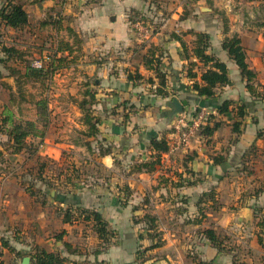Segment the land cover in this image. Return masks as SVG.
I'll use <instances>...</instances> for the list:
<instances>
[{
	"label": "crops",
	"instance_id": "1",
	"mask_svg": "<svg viewBox=\"0 0 264 264\" xmlns=\"http://www.w3.org/2000/svg\"><path fill=\"white\" fill-rule=\"evenodd\" d=\"M17 1L25 3L30 25L23 31L7 28L13 35L10 45L26 51L27 46L19 45L15 34L29 35L31 29L36 33L49 32L53 26L41 25L49 16L62 19L64 28L71 27L83 39L77 63L55 72L51 80L58 81L64 74L61 79L72 75L74 81L84 83L80 102L90 99L88 92L95 94L96 102L88 107L100 120L99 133L96 138L88 137L91 151L85 164L98 163L104 171L121 178L119 170L130 166L128 180L116 186H74L66 184L61 175L63 183L55 187L56 192L63 190L61 195L51 192V197L59 201H53L59 210L82 207L100 212L108 230L117 233L109 244L98 239L91 224H69L59 216V223L67 232L63 239L36 237L35 245L61 253L68 264H264V251L259 244L260 237L264 240V0H45L38 4H33L34 0ZM175 1L183 2L184 8L168 11L169 3ZM140 19L156 24L157 29L143 43L130 26L131 21ZM193 32L210 35L208 53L228 68L230 83L218 88L212 100H204L191 89L192 81L186 72L189 61L182 57L180 42L172 37L180 36L191 49ZM233 36L240 38L249 67L256 73L255 93L248 90L238 65L222 48L224 39ZM24 44H29L28 40ZM154 48V57L161 60V69L168 79V97L156 94V72L145 66L144 57L152 59L149 51ZM2 63L0 118L9 112L20 119L23 107L18 106L17 99H28V86L41 79L27 80L21 61ZM136 73L141 78L130 81L129 75ZM197 73L199 81L201 69ZM187 95L195 97L191 108H204L215 114L217 128L208 137L200 131L187 145L172 150L177 131L170 102ZM225 100L246 106L239 135L233 130V123L240 120L235 113L226 116L217 112ZM75 111L81 114L76 126L85 130L79 104ZM35 114L32 121L37 119V110ZM48 114L51 121L57 115L51 103ZM4 136L0 140L9 139ZM153 139H165L170 151L162 154V164L156 165L153 172L137 171L138 164L155 159ZM1 156L0 160H11L9 155ZM216 156H223L226 161L215 165ZM163 167L165 170H161ZM17 179L20 177L0 169V264H21L24 257L31 258V246L18 238V227L23 222L20 209L25 199L19 197L22 192ZM65 190L77 195L67 197ZM211 191L217 201L207 202L206 217L198 221L202 218L198 199ZM90 193L98 195L94 198ZM137 195L144 199L136 202ZM41 205H45L44 201ZM147 211L156 219L153 230L142 220ZM81 226L90 228L86 231L88 236L83 237L81 231L71 234V227ZM205 228L218 230L230 251H218L203 234ZM65 243L73 251L68 252ZM241 248L248 250L241 253Z\"/></svg>",
	"mask_w": 264,
	"mask_h": 264
},
{
	"label": "trees",
	"instance_id": "2",
	"mask_svg": "<svg viewBox=\"0 0 264 264\" xmlns=\"http://www.w3.org/2000/svg\"><path fill=\"white\" fill-rule=\"evenodd\" d=\"M45 0H34L33 4L42 3ZM30 25L29 15L25 7V3L17 0H2L0 6V26L5 28H11L16 31L25 29ZM42 26L53 25L58 32L61 30H66L69 34V38H73L72 41L68 39H61L58 41L56 46H54L51 56H48L47 64L42 69H36L28 61H24L26 55L25 52L16 46H4L2 49L3 54L5 55L6 60L16 59L21 61L26 67L25 77L27 80H44L49 79L53 76L55 72H58L61 69L69 68L73 64L77 63L79 59V54L81 53L82 43L81 37L71 28L63 27L62 19H55L52 16H49L48 19L41 23ZM195 35V40L193 47L190 49L188 44L178 35L172 34V37L178 40L182 48V57L188 59L187 65V77L192 81L191 89L197 94V96L203 98L204 100H212L216 98V92L218 88L227 86L230 83L228 68L225 63L218 59L215 55L208 53L210 47V35L204 32H193ZM222 48L227 51L229 56L236 62L239 67L242 78L246 81V87L251 93H255L254 82L256 79V73L249 67L247 62L246 51L241 44V40L237 36L224 39L222 43ZM150 55L152 59L145 55L144 61L146 68L153 69L156 72V78L158 81V86L156 89V94L162 97H168L169 92L167 91V76L166 73L161 69V60L158 57H154L155 48L150 49ZM196 58V61L191 58ZM3 61V60H2ZM197 69H201L200 80H197L198 73ZM20 72V71H17ZM12 73H16L13 71ZM17 74V73H16ZM2 76L0 71V77ZM141 75L136 73L134 75L130 74V81L139 80ZM18 84H21V80L18 79ZM90 96V99H83L79 106L82 109L83 117L82 124L86 126V129L82 131V134L87 137H97L99 133V118L96 117L91 111L88 105H93L96 102L95 94L88 92L86 96ZM191 97V96H190ZM45 100V99H44ZM39 100L36 102L37 110V119L32 120H23L13 118L12 113H7L2 120V125L8 126L9 129H5V134H7L9 141L12 142L13 148L16 152H20L27 146V140L33 132L35 133L38 130L39 123L43 126H46V118L48 108L46 107V101ZM195 100V97H194ZM171 105V114H174V106L172 101ZM231 106H234V110H230ZM200 109L198 108V111ZM219 115H230L232 112L235 113L236 117L240 120L233 123V130L238 135L241 133L240 127L242 125V119L246 115V106L245 104H235L233 101L225 100L222 102L220 107L217 110ZM211 121L214 122V125L211 126ZM217 128L216 125V116L215 114H210L207 118L206 124L202 127L201 133L205 136H211ZM91 149L90 144L86 143ZM152 150L155 151L153 161H147L138 164L135 169L137 171L153 172L156 169V165L162 164L161 157L163 153L170 151V146L165 139H153L151 141ZM254 147L248 150L250 153ZM103 154H106L104 152ZM226 161L223 156H216L214 160L215 165H220ZM64 182L66 184H71L75 186V180L78 179L77 176H67L65 173ZM148 199H146L145 204H147ZM208 201L212 203L216 202V197L213 191L205 192L200 195L198 199V206L200 216L202 217L198 221H202L205 215V206ZM62 220L65 223H86L87 225H92L93 231L97 235L99 240L107 245L110 243L111 239L116 236V232L108 230L107 222L103 218L102 214L97 210L86 209L82 207H76L73 209L63 210L61 209ZM148 224V229H155V217L149 213L145 212L142 217ZM66 230H63L59 235H57V241H61L66 235ZM205 237L212 243V245L220 252H229L228 244L226 243V238L222 237L218 230L213 228H205L203 231ZM259 244L261 245L264 251V240L260 237ZM65 247L68 252L73 251L72 246L68 243H65ZM99 251V250H98ZM31 264H68L67 258L62 256L58 252H50L41 246H36L35 251L31 254ZM237 264V262H235Z\"/></svg>",
	"mask_w": 264,
	"mask_h": 264
},
{
	"label": "rangeland",
	"instance_id": "3",
	"mask_svg": "<svg viewBox=\"0 0 264 264\" xmlns=\"http://www.w3.org/2000/svg\"><path fill=\"white\" fill-rule=\"evenodd\" d=\"M169 4L171 5L169 6L170 8H168V11L169 9L170 11H176L178 8H184L185 5L183 2L177 3V1ZM65 20L68 21L70 19L65 18ZM140 20L144 21L143 19ZM151 25L154 28L156 27V24ZM49 29L53 32L45 30L41 33H36L31 29L28 31L30 32L29 35H26L23 32L15 34L19 40L18 44L27 46V50H23L27 56L26 58L24 57V61H28L31 64L36 59L48 61L46 58L51 56L53 48L56 46L58 41L61 39H68L72 41L73 39L69 38V34L65 30L60 33L53 30L55 29L54 26L52 28L49 27ZM25 36L27 37L25 38ZM12 39L13 35L8 32V29L0 26L1 63L6 60L2 49L4 46H9ZM27 40L29 44H24ZM36 40H38V45L35 43ZM81 40L83 41L82 38ZM2 65L5 66L7 64L2 63ZM6 72L9 73L10 70H6ZM63 75L64 74H61V77ZM61 77H58V81L51 80V77L49 79L41 80V82L30 83L27 88L29 98L26 99L23 97L17 99V101L20 102L18 106L22 104L23 107V117L20 119L32 120L36 116V102L41 99H45L44 101H46L48 111L51 103L52 108L57 112L54 120H50L47 111L46 126L39 123L38 130L30 135L27 140L26 148L20 152H16L14 150L9 139L0 140V156L1 154H6L9 155V158H11V160L9 159L7 161L5 159L0 160V169L3 170V172L11 174V176L20 177V180H16L17 184L20 185L22 192V195L19 197H22L25 200H23L24 202L20 209V213L22 215L21 219L23 222H21V228L18 227V238L23 239L22 242L24 243H29L28 246H31L28 251L30 252L29 254L35 251L36 237L40 240H42V238L47 239L50 236L57 237V235L63 231L64 226L59 223V216H61L62 211L57 209L56 204L53 202L55 201L59 203V201L55 200L54 197H51V192L53 190L55 195H61V191H63L57 190L56 192L55 190L57 183L58 185L63 183L60 181L61 174L65 173L67 176H77L78 179L75 180V184L81 187L100 186L101 183L116 186L117 183L121 184L122 180L127 181L129 177L128 175L130 174V166L127 167L126 170H119L123 176V178H121L113 175V173L104 171L102 166L98 163L91 166L85 164V158L89 156L88 153L91 151L88 150L90 148L86 145V143L90 141V138L82 134L83 130L81 127L76 126V122L81 117V114H78L75 111V108L78 107V104L82 99L85 86L84 83L74 81L72 75H67L64 79H61ZM180 100H187L189 104L184 107L183 112L173 114V124L176 127L180 123L183 116L186 115L187 118H189L198 112V108H191L190 106V103L194 100V96L190 97L187 95V97ZM3 119V116H1L0 134L7 136V134H5V129L9 128L8 126L1 124ZM52 122L53 124H51ZM1 135L0 138L4 139L5 136ZM94 145H96V143ZM105 145L106 144H104V146ZM106 147L108 148L107 145ZM161 170H165V167L161 168ZM75 189L76 188H73L74 191ZM42 191L46 194H41L40 192ZM65 191H67V197L68 195L69 197L73 194L77 195L75 192L72 194L68 190ZM97 195L98 194L90 193V196L94 198H96ZM151 197L154 202V195H151ZM142 198L143 195H137L134 199L136 202H141ZM43 201L45 205H41ZM13 212L18 214L15 210H13ZM161 216L162 215H160V217ZM38 223H41V225H37ZM42 223H44V226ZM69 228L70 227H68V229ZM88 230H90V228L84 226L70 228L71 234L76 235L81 231V235L83 237L88 236L89 233L86 232ZM31 241L33 242V245H31ZM92 245V247L95 246L94 243ZM247 250L248 249L246 248H241L240 251L241 253H246ZM240 264H242V262H240Z\"/></svg>",
	"mask_w": 264,
	"mask_h": 264
},
{
	"label": "built area",
	"instance_id": "4",
	"mask_svg": "<svg viewBox=\"0 0 264 264\" xmlns=\"http://www.w3.org/2000/svg\"><path fill=\"white\" fill-rule=\"evenodd\" d=\"M131 28L137 33L138 39L141 43L149 40L157 30L152 25L142 20L131 22ZM46 59L48 60V57ZM46 64L47 61L42 59H36L32 62V66L36 69H42ZM210 114L212 113L207 109L202 108L189 118H187L186 115L183 116L176 127L177 139L173 143L172 150L181 148L187 145L193 138L198 137Z\"/></svg>",
	"mask_w": 264,
	"mask_h": 264
},
{
	"label": "water",
	"instance_id": "5",
	"mask_svg": "<svg viewBox=\"0 0 264 264\" xmlns=\"http://www.w3.org/2000/svg\"><path fill=\"white\" fill-rule=\"evenodd\" d=\"M172 104L174 106V113L178 114L184 111V107L188 106L189 102L187 100H180L178 98L172 99ZM31 258L26 256L23 258L21 264H30Z\"/></svg>",
	"mask_w": 264,
	"mask_h": 264
}]
</instances>
